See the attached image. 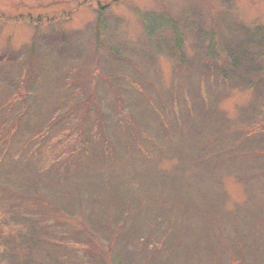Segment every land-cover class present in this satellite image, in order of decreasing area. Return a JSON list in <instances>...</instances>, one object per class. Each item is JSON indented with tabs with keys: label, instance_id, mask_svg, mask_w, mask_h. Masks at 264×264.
Returning a JSON list of instances; mask_svg holds the SVG:
<instances>
[{
	"label": "rangeland",
	"instance_id": "1",
	"mask_svg": "<svg viewBox=\"0 0 264 264\" xmlns=\"http://www.w3.org/2000/svg\"><path fill=\"white\" fill-rule=\"evenodd\" d=\"M258 27L264 0H0V217L33 244L0 220V264H143L147 238L158 264H264V57L251 86L207 54Z\"/></svg>",
	"mask_w": 264,
	"mask_h": 264
},
{
	"label": "trees",
	"instance_id": "2",
	"mask_svg": "<svg viewBox=\"0 0 264 264\" xmlns=\"http://www.w3.org/2000/svg\"><path fill=\"white\" fill-rule=\"evenodd\" d=\"M201 33V31H200ZM202 35V34H201ZM179 36V34H178ZM204 38V37H203ZM178 38L176 37L175 40H177ZM205 39V38H204ZM208 40L209 45L207 47L208 52V56L211 55V50H214L218 57H221L220 55L222 54V52L226 53L227 57L229 58L228 61V67H226L224 65L223 62L217 63L215 61H208V68H210L213 72L215 71V73L220 74L221 78H228L229 76H238L241 74H248L246 75L248 78L247 80V84L251 85V86H256L259 79L258 77H256V71H260L261 70V64H257V62L255 63L254 61L251 60H260V58L264 57V32L262 29H260L259 27L256 28L255 30H248L245 29V36L243 39H241L242 43H239L237 45H231L229 43H225L226 45L224 46L222 44V46H219L218 40L214 37V33H211L209 35ZM231 45V46H229ZM178 49L181 52V46L177 45ZM216 48V49H215ZM217 50V52H216ZM35 49L34 47H31V53L34 54ZM221 53V54H220ZM15 60H17L16 62H19V56L18 55H14ZM181 59H184L183 56H181ZM242 60H248L247 63L242 61ZM31 60H25V62H20L25 66V71H26V75H25V81L24 79L22 80H14L11 83V86H15V89L18 90L19 87H28V86H32L33 84H28L29 82V77L31 75H37V73L34 71V68L32 66H30L31 64ZM224 65V66H223ZM22 69V67H21ZM245 76V77H246ZM258 78V79H256ZM24 82L23 86L20 85V82ZM16 90L12 93H10L9 95H11L12 100H14L16 97H20L19 94H16ZM29 91H25L24 93V99L26 101V103L28 102V98L30 96V92ZM26 95L28 96V98L26 97ZM12 102V101H11ZM10 102V103H11ZM10 103L6 101L5 105H7V107H11ZM10 111V109H9ZM7 110L8 113L5 114V116L3 118L0 119H4V121H8V120H12L9 122H0V143L3 142H11L12 138L14 136V133L16 131V127L18 126V121H16V117H14L10 112ZM26 115H28V113H26ZM1 117V116H0ZM11 117V119H10ZM50 120L48 125H46V127H49L52 129L54 125L57 124V122H54V118H52L51 120V116L47 119ZM103 129H105L104 127L101 129V132L105 134V131H103ZM79 130V129H78ZM79 132V131H78ZM98 134H100V132H98ZM84 135H86V133L83 131V133L81 134V132H79V136H78V142L83 143L84 141ZM35 137V135H33L31 137V139ZM30 139V140H31ZM35 148V147H34ZM5 156V153H4ZM72 161H75V169L78 170V168H82V170L88 171L91 166L89 164L90 159L89 157L86 158L85 155H82L80 152L78 153L77 156L73 157V154L71 153V156H69V158L64 159V160H58L57 164L58 166H65L70 164ZM62 164V165H61ZM56 165V166H57ZM93 168V167H92ZM77 172V171H75ZM130 210V209H129ZM10 212L4 211V213H2L0 220L1 222L5 223V225L9 228L10 232H12L13 230H16V237L14 238V241L16 242H20V243H25L28 244L27 242H29V245L33 246L32 244V239L30 237L29 234L25 233L24 230V216L23 214H18L16 212H12L11 214ZM128 215L132 214V210H130V212H127ZM92 215V214H91ZM134 215V213H133ZM169 214L168 211L166 212V218H168ZM88 220H92L93 219V215L92 216H87ZM127 227V226H126ZM121 226L118 227V229H120ZM123 232H125V228L123 229ZM125 237L127 238V236L125 235ZM33 238V237H32ZM34 239V238H33ZM131 240V239H130ZM149 243H144L143 244V250L139 253V255L143 258L147 257V261H144L145 263L143 264H158L156 262V259L160 258V254H159V247L154 245V247L149 249V245H150V238H147ZM35 241V239H34ZM137 241L139 243H141L140 240H136L135 244H131L130 245H134L135 247L138 245ZM9 243V241H8ZM163 243V242H162ZM89 244V242H88ZM0 247L2 248H8V244L6 243V241L1 242L0 241ZM6 250V251H7ZM9 252V251H8ZM7 253V252H6ZM6 253H1L2 258H4V254ZM11 253V252H10ZM25 253V252H24ZM129 258V257H128ZM129 260H131L129 258ZM115 263L116 264H123V261H121L119 258L115 259ZM124 264H127V262L124 260Z\"/></svg>",
	"mask_w": 264,
	"mask_h": 264
}]
</instances>
